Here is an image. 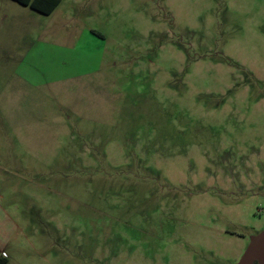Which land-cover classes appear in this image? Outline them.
<instances>
[{
	"label": "rangeland",
	"instance_id": "1",
	"mask_svg": "<svg viewBox=\"0 0 264 264\" xmlns=\"http://www.w3.org/2000/svg\"><path fill=\"white\" fill-rule=\"evenodd\" d=\"M30 10L0 120L12 264H238L264 231V0Z\"/></svg>",
	"mask_w": 264,
	"mask_h": 264
},
{
	"label": "crops",
	"instance_id": "2",
	"mask_svg": "<svg viewBox=\"0 0 264 264\" xmlns=\"http://www.w3.org/2000/svg\"><path fill=\"white\" fill-rule=\"evenodd\" d=\"M26 9L30 8L13 0H0V120L8 117L9 106H19V79L23 75L25 60L21 56L18 43L25 39L22 33ZM0 152H3L1 144ZM0 185H3V180H0ZM8 203L7 194L0 191V261L4 264H12L13 249L22 247V239L26 235L18 218L13 215L14 207H9ZM29 264H34V261Z\"/></svg>",
	"mask_w": 264,
	"mask_h": 264
},
{
	"label": "water",
	"instance_id": "3",
	"mask_svg": "<svg viewBox=\"0 0 264 264\" xmlns=\"http://www.w3.org/2000/svg\"><path fill=\"white\" fill-rule=\"evenodd\" d=\"M238 264H264V231L251 239Z\"/></svg>",
	"mask_w": 264,
	"mask_h": 264
},
{
	"label": "trees",
	"instance_id": "4",
	"mask_svg": "<svg viewBox=\"0 0 264 264\" xmlns=\"http://www.w3.org/2000/svg\"><path fill=\"white\" fill-rule=\"evenodd\" d=\"M16 3L28 7L31 10L42 15H51L53 11L60 5V0H13ZM0 264L4 262L0 261Z\"/></svg>",
	"mask_w": 264,
	"mask_h": 264
}]
</instances>
